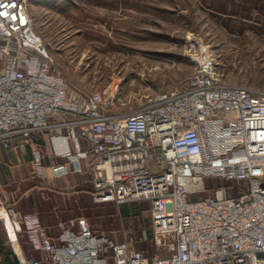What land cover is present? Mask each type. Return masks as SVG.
<instances>
[{
  "label": "built area",
  "instance_id": "1",
  "mask_svg": "<svg viewBox=\"0 0 264 264\" xmlns=\"http://www.w3.org/2000/svg\"><path fill=\"white\" fill-rule=\"evenodd\" d=\"M188 53L194 70L183 89L150 97L127 116L106 117L114 90H70L33 31L26 3L0 0L2 146L12 148L19 137H47L48 154L63 159L49 167L53 178L81 172L87 160L92 203L149 202L152 242L169 252L147 256L128 240L97 234L84 219L59 224L52 242L34 215L19 216L2 196L8 242L17 244L24 230L44 254L42 260L17 254L18 264H264V94L223 83L199 42ZM43 158L31 148L37 178L44 177ZM206 179L246 189L190 200L184 183Z\"/></svg>",
  "mask_w": 264,
  "mask_h": 264
},
{
  "label": "rangeland",
  "instance_id": "2",
  "mask_svg": "<svg viewBox=\"0 0 264 264\" xmlns=\"http://www.w3.org/2000/svg\"><path fill=\"white\" fill-rule=\"evenodd\" d=\"M23 1L33 31L70 90H114L106 117L127 116L150 97L183 89L193 74L188 47L195 41L212 56L223 83L264 94V0ZM78 176L75 182L88 179ZM194 183V190L187 187L190 200L219 189L227 196L246 189L219 179ZM86 199L75 216L97 234L128 240L148 256L169 254L152 243L149 202L95 205ZM4 232L0 221V238Z\"/></svg>",
  "mask_w": 264,
  "mask_h": 264
},
{
  "label": "crops",
  "instance_id": "3",
  "mask_svg": "<svg viewBox=\"0 0 264 264\" xmlns=\"http://www.w3.org/2000/svg\"><path fill=\"white\" fill-rule=\"evenodd\" d=\"M79 146L82 150L87 148L85 142H81ZM32 147L39 148L44 154L43 178L33 175ZM70 147L72 151L76 150V146L71 144ZM48 153L47 137L39 134L32 135L30 138L19 137L10 149L4 148L0 143V197L6 196L19 216L34 215L47 238L54 242L59 232V224L76 225L79 220L84 219L76 218L75 209L76 205L81 206L85 197L87 202L91 199L92 182L87 160H82L81 172H71L67 176L53 178L49 167L62 163L63 159L52 157ZM78 175H87L88 179L75 182L74 179L79 177ZM16 246L17 250H14L5 232L4 236L1 235V264H18L17 254L27 259L42 260L44 257L42 252L32 248L24 230L18 234ZM4 247H9L10 251L6 252Z\"/></svg>",
  "mask_w": 264,
  "mask_h": 264
},
{
  "label": "bare ground",
  "instance_id": "4",
  "mask_svg": "<svg viewBox=\"0 0 264 264\" xmlns=\"http://www.w3.org/2000/svg\"><path fill=\"white\" fill-rule=\"evenodd\" d=\"M197 185H198V183H194V180L193 181H188V182L184 183V186H185V188H186L187 191H188V188L187 187H189L190 190H194L195 188H197ZM0 214L5 216L7 226L10 228V218H9V216L7 214H5L4 211H0ZM13 248H14V250H17L16 244H13Z\"/></svg>",
  "mask_w": 264,
  "mask_h": 264
},
{
  "label": "trees",
  "instance_id": "5",
  "mask_svg": "<svg viewBox=\"0 0 264 264\" xmlns=\"http://www.w3.org/2000/svg\"><path fill=\"white\" fill-rule=\"evenodd\" d=\"M222 181H224V180H222ZM227 182V181H226ZM238 187H242V185L241 184H237V187L236 188H238ZM234 189V188H233ZM232 190V189H231ZM235 191V190H234ZM235 194V193H234ZM91 228V227H90ZM92 229V228H91ZM93 230V229H92ZM94 231V230H93ZM94 232H96V231H94ZM153 243V242H152ZM136 249V248H135ZM136 250H138V249H136ZM138 251H141V252H145L144 250H138ZM145 255H146V253H144ZM148 256V255H147Z\"/></svg>",
  "mask_w": 264,
  "mask_h": 264
}]
</instances>
